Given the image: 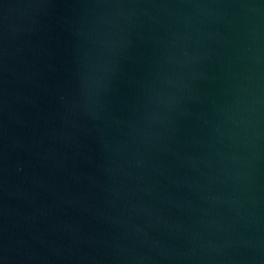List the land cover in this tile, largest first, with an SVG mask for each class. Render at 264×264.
<instances>
[{"label": "water", "instance_id": "water-1", "mask_svg": "<svg viewBox=\"0 0 264 264\" xmlns=\"http://www.w3.org/2000/svg\"><path fill=\"white\" fill-rule=\"evenodd\" d=\"M0 264H264V0H0Z\"/></svg>", "mask_w": 264, "mask_h": 264}]
</instances>
